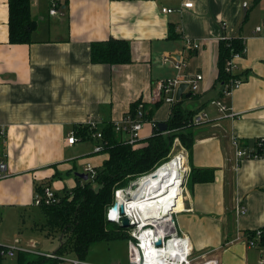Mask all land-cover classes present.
Instances as JSON below:
<instances>
[{"label":"crops","instance_id":"0c3cea01","mask_svg":"<svg viewBox=\"0 0 264 264\" xmlns=\"http://www.w3.org/2000/svg\"><path fill=\"white\" fill-rule=\"evenodd\" d=\"M56 1L61 12L51 15V0H30L36 21L31 41L10 43L8 3L0 0V163L7 174L0 178V219L4 212L23 209V215L35 209L32 229H39L43 217L33 198L41 188L49 185L60 195L75 186V173L83 172L85 163L102 164L107 155L92 151L82 169H75L81 160L68 148L89 141L93 150L97 140L76 135L78 141L67 145L70 131L85 125L100 130L120 120L137 100L145 112L161 100L143 122L139 142L152 133L153 123L166 122L171 105L162 100L159 82L173 78L174 62L182 59L184 78L202 76L198 90L188 86L182 93L183 106L200 107L207 115L185 164L189 170L211 168L213 179L187 183L177 230L187 236L198 260L206 255L218 264H258L261 252L241 235L264 226V157L236 163L231 139L248 147L264 139V0ZM185 2L192 6H182ZM258 25L261 30L255 32ZM170 28L176 37H169ZM221 35L239 37L245 47L234 60L242 82L227 95L215 84ZM109 37L129 41L131 62L90 60V43ZM213 99L227 104L233 116L224 117ZM236 201L245 206L244 214L235 215ZM123 241L126 257L116 256L109 264H130Z\"/></svg>","mask_w":264,"mask_h":264},{"label":"trees","instance_id":"16d2710c","mask_svg":"<svg viewBox=\"0 0 264 264\" xmlns=\"http://www.w3.org/2000/svg\"><path fill=\"white\" fill-rule=\"evenodd\" d=\"M8 3V40L10 43H28L36 21L30 14V0H7ZM168 35L176 37L174 29L170 28ZM245 47L239 37L228 40H219L217 57V77L215 84L222 88L242 73H231L225 69L226 61L235 53L244 55ZM90 60L93 63H107L110 65L131 62V46L129 41L121 38L109 37L107 40L90 43ZM240 78V77H239ZM140 100L131 103L129 112L136 114V107ZM161 102L146 111L143 104L144 119H148L152 110ZM198 108L188 109L183 106V100L175 101L166 120L167 132H161L157 123L152 133L143 141L135 145L127 143L120 135L113 131L112 125L103 126L102 150L107 156L100 166H94V178L87 180L75 176V186L64 188L62 194L56 196L57 201L49 205L38 206L43 217L41 224L47 234L58 233L59 246L54 251L57 254H71L85 260L93 243L116 239L128 240L131 238L129 228L122 227L107 219V210L114 201L115 188L123 187L130 181L148 174L168 160L173 138L180 139L188 153L199 132V125L192 123V118L199 112ZM75 131V130H74ZM95 128L85 125L78 127L75 135L80 138L91 136ZM244 146L245 144L241 142ZM259 156L264 157V139H256L251 143ZM71 171H69L70 173ZM68 173V172H67ZM213 179L211 168L190 169L187 183L209 181ZM260 238L257 241L259 248H264V226L259 228ZM244 233L253 236L255 230ZM19 254V253H18ZM21 257V256H20ZM57 264L58 260L39 255L36 259L23 264Z\"/></svg>","mask_w":264,"mask_h":264},{"label":"built area","instance_id":"2783aa9c","mask_svg":"<svg viewBox=\"0 0 264 264\" xmlns=\"http://www.w3.org/2000/svg\"><path fill=\"white\" fill-rule=\"evenodd\" d=\"M182 6L191 7V2H185ZM244 7H247V2L243 4ZM162 12H171V8H162ZM59 2L56 0H51V6L49 8V13L57 14L60 13ZM264 24V22H263ZM223 26V25H222ZM261 30V25L255 27V32H259ZM228 40L231 37L226 35H221L219 40ZM192 46L194 49L198 48L197 43H193ZM240 53H235L229 60L226 61L225 69L231 73H234L235 65L234 60L240 57ZM167 56L163 57V60H167ZM185 67V62L182 59L176 60L174 62V68L176 70V74L173 78H168L163 81L159 82V90L161 92V98L164 102L172 104L176 101L175 100V91L178 85L181 82H187L188 86L192 91L198 90V82L202 78L201 75H195L192 78H184V75L181 74V71ZM184 78V79H183ZM242 82V79L237 77L230 81L228 85L223 87L222 92L224 95L229 94L234 88L238 87ZM211 104L215 105L218 111L224 117H232L233 113L232 110L229 108L227 104H225L220 99H213L210 101ZM144 113H143V104L140 101L136 107V114L133 115L131 112L125 114L120 120L114 121L111 123L113 131L119 134H123L125 136V141L131 145H135L140 138V131L143 127L144 122ZM207 115L206 113L201 110L192 118V123L195 125H199L203 122H206ZM155 123H153V127ZM91 128H95L96 131L92 132V137L97 140V143L93 147V153H101L103 148L101 140H102V132L95 127V125H90ZM164 132L169 133V130ZM178 138H175V141ZM78 141L77 136L75 135L74 130L70 131L66 136V143L67 145H73L75 142ZM178 141V140H177ZM231 144L234 148V160L236 163L241 161L245 158H263L259 156L256 152H254L253 147L244 146L236 137L231 139ZM182 157L183 165H185L186 157H187V150L183 147L178 149L176 153ZM166 163V162H164ZM164 163L159 165L155 168L154 171L150 172L147 175H142L137 180L132 181L133 184L129 186V188H117L114 191V201L113 204L117 205V210L114 212L111 210L110 206L107 210V219L122 226L121 219L126 217L129 221L128 226H122L125 228L131 229L129 231L131 238L127 240V256L128 262L130 264H149L147 257L152 256L151 264L155 263V258L157 255L156 251L159 250H169L170 255L167 260L162 259V263L158 264H218L215 258L207 257L206 255H201L200 260L199 257H193V249L192 246L187 239V236L181 235L177 228L176 222L172 218L173 212L170 211L169 213V222L158 220V222L148 221L151 217L148 214L145 216H141V213L137 211L132 205L131 201L134 197V192L132 191V185L137 184L142 178L154 173L157 169H159ZM6 166L4 163H0V178L6 177ZM187 171L189 169L187 166L185 167L184 177L187 175ZM83 173L87 175V178L90 179L94 178L96 174V169L94 165L87 162L83 166ZM58 197L56 196L55 192L49 185H44L41 188V191L38 192L35 197L33 198V204L35 206L40 205H49L55 201H57ZM122 207V210H121ZM141 210V209H140ZM233 211L235 215H242L246 212L245 206L242 202L236 201ZM145 219V222H139ZM261 231L259 229H255V234L250 236L247 233H243V236L246 245L248 247H256L261 252V257L259 259L258 264H264V248H259L257 245V241L260 238ZM161 239V243L159 245L156 244L157 240ZM38 244L34 240H29L26 243H23L19 238H15L11 243L3 244L0 243V257L3 255L13 256L14 254H18L21 252H31L35 253L36 255H44L49 258L57 259V264H82L84 261L79 259L78 257L71 255V254H57L55 252L52 253H41L36 250V246ZM160 253V252H159ZM195 259V260H194ZM159 260V259H158ZM198 260V261H197Z\"/></svg>","mask_w":264,"mask_h":264},{"label":"rangeland","instance_id":"374dc122","mask_svg":"<svg viewBox=\"0 0 264 264\" xmlns=\"http://www.w3.org/2000/svg\"><path fill=\"white\" fill-rule=\"evenodd\" d=\"M144 122L146 121L144 120ZM175 138L178 137L175 136L173 138L172 148L170 153L168 154L167 161H169L173 157V155H175L178 152V149L183 147L186 149V147L183 146V144L181 143L180 139L178 138L177 139L178 141L177 140L175 141ZM89 152H92V145L89 141L86 142L78 141L73 147L68 148L69 154H75L74 158L81 160L80 164H78L75 169L78 170L79 168L82 169L81 167L83 166V160L86 159V154H88ZM75 169H72V171ZM189 174H190V170L187 171V175L182 180L181 182L182 185L180 184L182 195L183 194L185 195L187 189L186 186L187 179L189 177ZM135 180L137 179H134L132 181ZM132 181H130L127 185L120 188H127V187L129 188V186L133 184ZM116 189L117 188H115V190ZM20 210L23 209H19V210L16 209L13 211L10 210L11 213L4 212L2 214V218L0 219V243L8 244L11 243L15 238H19L21 241H26L29 238H31L38 244V246H36L37 251L43 254L47 252L50 253L54 252L59 246L58 233L52 232L50 234H47L44 227L40 226V223L38 224L39 229L33 230L32 223L34 218H36V215H38L37 210L35 209L28 211L25 210L23 215H20ZM172 212H173L172 218L176 222L177 212L174 211ZM175 224L177 228V223ZM131 229H129V231H131ZM125 251L126 249H125L124 241L122 239H116L111 241H100L93 243L91 245L89 253L86 256V259L98 263L109 264L110 262H114L113 259L116 256L118 257L122 256L125 258L126 257ZM38 256L39 255H36L35 253H31V252H21L19 254L16 253L13 256L3 255L2 257H0V264H23L26 261L36 259ZM123 263H125V261ZM44 264H47V261H45Z\"/></svg>","mask_w":264,"mask_h":264},{"label":"bare ground","instance_id":"6f19581e","mask_svg":"<svg viewBox=\"0 0 264 264\" xmlns=\"http://www.w3.org/2000/svg\"><path fill=\"white\" fill-rule=\"evenodd\" d=\"M185 167L182 157L178 154L173 155L154 174L145 176L136 184L132 189L134 197L131 205L141 213V216L148 214L147 217H151L147 218L150 222H158V220L169 222L171 210L178 212L183 209L184 194H181L180 184ZM139 222L144 223L145 219H140ZM169 250L156 251L159 256L154 259L155 263H162V259L167 260L170 255ZM154 255L155 253L152 256ZM152 256L147 257L149 264L152 262Z\"/></svg>","mask_w":264,"mask_h":264},{"label":"water","instance_id":"95a60500","mask_svg":"<svg viewBox=\"0 0 264 264\" xmlns=\"http://www.w3.org/2000/svg\"><path fill=\"white\" fill-rule=\"evenodd\" d=\"M188 87V83L187 82H181L179 85H178V87H177V89H176V91H175V100L177 101V100H179L180 99V97L182 96V93L184 92V90L186 89ZM190 95V93H187L186 94V96H189ZM157 128L159 129V131H161V132H164V131H166L167 130V124H166V122H158L157 123ZM155 173V172H154ZM154 173H152V174H154ZM151 175V174H150ZM75 176H78V177H80L81 179H84V180H87V175L85 174V173H83V172H81V173H79V172H76L75 173ZM136 187V184H134V185H132V189L133 188H135ZM111 210L112 211H116L117 210V205L116 204H113V206L111 207ZM121 210H122V207H121ZM128 224H129V221H128V219L126 218V217H124V218H122L121 219V225L122 226H128ZM161 243V239H158L157 240V242H156V244L157 245H159Z\"/></svg>","mask_w":264,"mask_h":264}]
</instances>
